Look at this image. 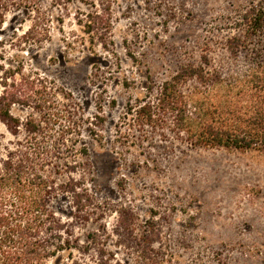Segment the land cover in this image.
<instances>
[{
    "label": "rangeland",
    "instance_id": "1",
    "mask_svg": "<svg viewBox=\"0 0 264 264\" xmlns=\"http://www.w3.org/2000/svg\"><path fill=\"white\" fill-rule=\"evenodd\" d=\"M255 1H0V195L8 177L38 191L80 248L47 264H264V149L134 121L180 64L208 51L227 69L223 43ZM209 88L186 83L188 110L227 91ZM83 172L92 205L79 212L66 184ZM93 232L98 250L83 251Z\"/></svg>",
    "mask_w": 264,
    "mask_h": 264
},
{
    "label": "trees",
    "instance_id": "2",
    "mask_svg": "<svg viewBox=\"0 0 264 264\" xmlns=\"http://www.w3.org/2000/svg\"><path fill=\"white\" fill-rule=\"evenodd\" d=\"M234 29L235 33L223 43L230 62L227 69L221 65L216 67L208 51L200 54L197 62L180 64L160 86L156 102L150 104L147 101L135 110L134 121L159 128L169 127L183 134L190 144L198 146L264 149V0L252 2L240 14ZM239 61L243 62L241 67L237 66ZM190 81L207 85L213 91L224 86L227 91L223 97L215 98L214 95L208 105L200 100L190 111V100L183 91ZM6 115V110L0 108V118L5 119ZM13 122L14 126L19 125V120ZM82 152L87 154L85 146ZM33 177L30 183L36 187V179L40 176ZM85 178L83 172L81 179L69 178L66 184V191L79 212L92 205L91 194L83 187ZM7 181L8 194L0 195V264H47L67 250H70L68 256L71 255L72 246L67 247L62 238V233L67 231L47 208L46 199L39 197L38 191H35L36 195L23 196L15 185L16 179L8 177ZM154 234L150 230L141 239L149 244L154 240ZM96 235L91 234L90 244H96ZM95 244L87 245L83 251H97L99 246ZM77 247L72 248L80 249ZM100 259L97 258L94 264H108Z\"/></svg>",
    "mask_w": 264,
    "mask_h": 264
}]
</instances>
